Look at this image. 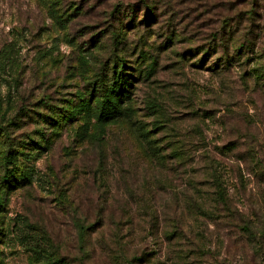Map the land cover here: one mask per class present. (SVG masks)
<instances>
[{
	"label": "rangeland",
	"instance_id": "374dc122",
	"mask_svg": "<svg viewBox=\"0 0 264 264\" xmlns=\"http://www.w3.org/2000/svg\"><path fill=\"white\" fill-rule=\"evenodd\" d=\"M100 1L0 0V264H264V91L242 78L264 63V0L115 10L133 117L102 126L91 100L64 123L66 101L109 68L112 35L90 37L104 29ZM217 27L255 42L249 65L207 66ZM216 162L228 204L209 179ZM80 220L105 233L83 241Z\"/></svg>",
	"mask_w": 264,
	"mask_h": 264
},
{
	"label": "trees",
	"instance_id": "16d2710c",
	"mask_svg": "<svg viewBox=\"0 0 264 264\" xmlns=\"http://www.w3.org/2000/svg\"><path fill=\"white\" fill-rule=\"evenodd\" d=\"M116 1L117 2L110 3V5L109 3H107V0L100 1V5H106L109 7V9H106L104 11L105 18L98 23L100 24V26L103 23L102 28H104L105 30H95L97 29V27H94L93 32H95L90 35V37L92 38V42L96 43L104 39L106 35H112V38L110 40H112L114 43L110 50L109 58L111 59V61L108 64L109 68L107 70L106 77L99 78L96 87L89 93L90 96L87 97L85 94H80V97L77 98L78 103H76L75 105L72 101H66L65 107L62 110L63 113L59 116L61 117L64 115L62 118V121L64 123L73 121L74 119L72 118H74L76 116V112L80 110L78 107L88 105L89 101L91 100L92 102L96 100L99 104L98 119L99 122H101L102 126H105L110 122H117L118 120H121L123 118L130 120L133 117V114L135 112V108L131 106L133 95L132 88L134 87V83L132 82L131 77L133 75L129 73L126 68L127 66H131L126 64V62H129L131 60L127 58V54L124 52L123 47H119V45H123L125 43L127 36L126 31H124L126 28L124 17H120V15L124 12L122 10L123 6L126 7L129 5L132 10L131 15L136 16V9L138 10L141 6L148 8L151 7V4L154 3L152 2V0H135L134 2L131 0ZM110 6H113L112 11ZM115 10H117V14L120 15L114 14ZM71 14L72 13H68L67 16L70 17ZM151 14L152 13L149 12L146 17L148 18L149 16H151ZM134 20L132 19V21H130V24L133 23ZM104 22H106V24ZM238 30V27H231L229 30H222L217 27L216 31L210 32L208 37L209 47L206 52L207 54L211 53V57L209 58L211 62L207 66H210L212 71L221 73L223 71L231 70V68L233 66H236L237 64L249 65V62H251V59H242L241 57L243 54L249 55V53L253 52V46H255V42L249 39H246L245 41H239V37L236 35ZM141 72H143V69H138L140 78H143L141 77L143 76ZM242 74L244 82H248V78L252 79L256 82L258 87H260V89L264 91V63L255 69L250 67L248 71L244 70ZM144 79L145 78H143V80ZM139 80L141 79H137L136 82H138ZM70 104H72L73 106L70 107ZM55 126L56 124L53 127ZM139 127L142 126L140 125ZM142 130L143 131L141 132V134L143 135V137H145L149 143H154V146H156V141L149 138L151 130ZM214 165L215 166L211 168V178L209 179L215 185L217 197L221 200L222 203L228 204V186L224 174L221 171L224 168H220V162H216L214 163ZM78 226L80 237L83 241L88 235L91 236V233L97 230H101L102 234L105 233V230L103 229L104 224L95 226L92 222L80 220ZM255 227L256 226L249 220L244 223L242 229L246 231L247 235L250 238H254ZM116 237L117 242L121 244V236L116 234ZM101 243H104V247H107L108 242L105 239L101 240ZM31 251L34 254L39 255L41 254L42 249L40 245L33 244L31 246ZM136 256L137 255H134L133 258L130 259V262L139 260V258H136Z\"/></svg>",
	"mask_w": 264,
	"mask_h": 264
}]
</instances>
